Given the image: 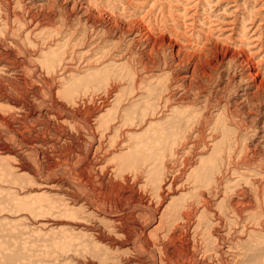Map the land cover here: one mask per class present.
Returning a JSON list of instances; mask_svg holds the SVG:
<instances>
[{"label":"rangeland","instance_id":"rangeland-1","mask_svg":"<svg viewBox=\"0 0 264 264\" xmlns=\"http://www.w3.org/2000/svg\"><path fill=\"white\" fill-rule=\"evenodd\" d=\"M3 48L15 52L7 55L15 65L26 60L33 79L28 87L33 84L46 97L52 83L68 107L84 96L112 94L113 100L119 90L100 113L115 118L109 138L102 136L103 128L96 137L85 125L78 129L69 117L74 136L62 145L77 154L78 165L91 145L102 142L103 159L92 171L98 194L114 197L119 183L146 194L149 206L133 210L153 237L157 219L186 223L183 211L194 209V226L184 228L199 242L201 259L262 263L264 86L252 82L238 54L241 48L251 55L260 50L253 57L264 79V0H0L1 53ZM225 51L235 55L216 67L215 57ZM3 71L0 87L33 97ZM169 98L170 109L164 104ZM0 112L20 117L32 129L45 127L42 117H25L14 103L0 101ZM178 118L184 124L172 125ZM25 154L38 165L37 151ZM16 162L0 153V264H107L125 254L90 229L100 224L120 234L109 216L43 187L47 173L20 171ZM107 164L116 170L107 171ZM55 172L89 194L69 166Z\"/></svg>","mask_w":264,"mask_h":264},{"label":"bare ground","instance_id":"bare-ground-1","mask_svg":"<svg viewBox=\"0 0 264 264\" xmlns=\"http://www.w3.org/2000/svg\"><path fill=\"white\" fill-rule=\"evenodd\" d=\"M8 23H10V21ZM6 28V31L8 32L10 30V26ZM4 50L5 49L3 48V51ZM241 50H239L240 52L238 54V59L242 63L246 64L247 72L245 73H247V75L252 78V82H254V84L258 88H263L264 79L260 78L261 75H263L262 69L260 67L261 65L259 64L260 62L256 61L253 57V55H256V52L260 50L254 51L252 55L248 54L246 50H243L242 52ZM13 52L10 50H5V52L2 53L0 52V68L3 69V72H5V74L8 76L12 74V78L14 79V81H16L15 84L22 83L26 85V88H29L33 92V97L30 98V96H26L24 94L21 96L19 93L22 94V91L19 90L17 87L16 90H18H14L15 93L19 91V95H12L7 89L0 87V101H6L10 104L14 103L15 107L17 106L18 109L23 110V116L25 117L30 115H37L38 117H42L45 121V127H38L32 129L30 125L28 126L25 120H21L20 117H9L7 114L0 112V153L3 156L15 157V159L17 160L16 163L20 171L33 173L32 175H35L37 177L44 176L43 173H47L49 176L46 174L48 177L46 178L47 180L45 181V183H43V187L64 191L71 203H81L88 209L109 216L112 225L117 228V233L120 234H114L108 231L106 227L100 224H94L90 228L96 234L98 240L104 242L109 248L115 250L125 249L124 255L119 252L122 255H120V258L117 262L107 260L109 261V263L107 264H214L213 260L215 258L213 259V257H210L208 261V258L206 260L200 258V255H198L199 251L197 245L199 242L195 239L193 240V238L187 232L189 231V228L194 226L190 219L197 212L196 210L190 209L183 211L182 215L186 218V223L182 224H178L177 219L173 217H169L167 221H165L163 218L160 220L157 219L158 224L155 229L157 233L156 236L153 237L151 234L152 232H150V230L148 229L146 222L140 219L141 217L138 213V209L136 211L133 210L136 206H140L139 208L143 210V206H147L149 204V200L145 196L146 194L144 195L143 193H140L141 191L138 190H130L133 187H131L129 189L130 191H128L127 187L122 186L121 183H119L120 187L117 188L118 191L114 195V197L109 196V194H107L106 192L98 194L95 191L94 185L92 183V171L94 169H97L98 165L101 164L99 163V161H101L100 159L102 158V156H100L99 150L103 147L102 142H98V146L91 145L89 151L85 153L83 157L81 156L82 160L81 163L78 165H76L75 163L77 154H72L71 152H66L62 149V145L67 140H69L68 138L74 136V134L69 129V117L71 118L69 120L74 121L75 127H77L78 129L80 128V125H83V127L84 125L87 126L93 133L94 137H96L97 130L102 128V136L105 138L110 137L111 131L116 128L115 118H111L109 115L104 117L101 116L100 113L104 111L109 105H112L115 100H117L116 98L119 96V93L117 91L119 90L116 88L113 92V95L115 96H113L115 98V100L113 98L114 101L110 98L112 94L110 95V97L109 95H100L97 97L84 96L82 99H76L73 103V107H68L63 101L58 98L55 89H53V87L51 86L52 83L51 85L49 84L50 81H45L49 84L48 95L46 97L41 95L38 92L39 88L32 86L33 84L28 87V84L33 79L26 67V60H20L18 65H15V62H11L7 56L9 54H13ZM234 55V52L233 54L228 51H225L223 53L219 52V55H217V57H215L216 59H214L216 60L215 66H218V62L220 64L226 58L232 57ZM21 67L23 68V70L21 69ZM32 71L34 74L37 70L35 68ZM169 101L171 102L172 99L169 98L164 103L165 105H167L166 107L168 108L173 105V101L171 103ZM165 105L163 107H165ZM190 120L192 119L189 116L185 120V124L189 125ZM175 121H178L179 124H184V118H178L174 120L172 125L177 124ZM168 123V126H170L171 123ZM45 129H47L48 132ZM204 136L201 137L204 138ZM27 150L37 151L36 159L39 161L38 165L31 162L28 156H26L25 152ZM62 164L69 166L70 172L74 171L79 174V182L77 183H82L85 188L89 191V194L80 192L79 188L77 187V184L73 183L71 180H64L61 176L58 175V173L55 172L56 170L62 167ZM104 168L109 172H113L114 170H116L115 166L112 164H107ZM125 180H129V178L125 177ZM205 204H207L206 201ZM147 208L148 207H146V209ZM210 212L208 213L210 214ZM150 213H152L153 216L155 215L153 212ZM215 214L218 215V217H216L217 222L222 223V212ZM186 226L189 227L188 229L186 228L187 231L184 228ZM219 238L221 239L222 236L218 237V239ZM207 241L209 240L207 239ZM216 244L222 243L218 242ZM208 250L209 249L207 248V251ZM221 252L220 249H217V253L222 255ZM209 253H211V250ZM206 256L208 257V254ZM219 261L221 262L222 260ZM261 261L262 263L255 262L253 264H264V258ZM216 263L218 264V262Z\"/></svg>","mask_w":264,"mask_h":264}]
</instances>
